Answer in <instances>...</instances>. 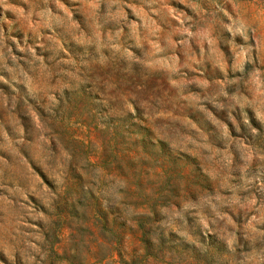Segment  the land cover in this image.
<instances>
[{
	"label": "rangeland",
	"instance_id": "374dc122",
	"mask_svg": "<svg viewBox=\"0 0 264 264\" xmlns=\"http://www.w3.org/2000/svg\"><path fill=\"white\" fill-rule=\"evenodd\" d=\"M0 264H264V0H0Z\"/></svg>",
	"mask_w": 264,
	"mask_h": 264
},
{
	"label": "trees",
	"instance_id": "16d2710c",
	"mask_svg": "<svg viewBox=\"0 0 264 264\" xmlns=\"http://www.w3.org/2000/svg\"><path fill=\"white\" fill-rule=\"evenodd\" d=\"M72 140L76 144V147L79 146V145H77L78 144V141L76 139H72ZM81 150L83 151V148H81Z\"/></svg>",
	"mask_w": 264,
	"mask_h": 264
}]
</instances>
